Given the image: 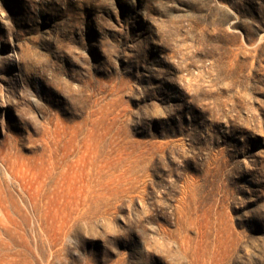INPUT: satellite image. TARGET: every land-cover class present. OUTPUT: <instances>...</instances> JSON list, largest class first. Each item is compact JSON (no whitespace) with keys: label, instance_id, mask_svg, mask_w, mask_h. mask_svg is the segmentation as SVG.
Wrapping results in <instances>:
<instances>
[{"label":"rangeland","instance_id":"rangeland-1","mask_svg":"<svg viewBox=\"0 0 264 264\" xmlns=\"http://www.w3.org/2000/svg\"><path fill=\"white\" fill-rule=\"evenodd\" d=\"M0 264H264V0H0Z\"/></svg>","mask_w":264,"mask_h":264}]
</instances>
